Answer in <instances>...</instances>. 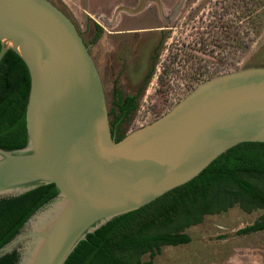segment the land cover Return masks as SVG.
Segmentation results:
<instances>
[{
  "label": "water",
  "instance_id": "obj_1",
  "mask_svg": "<svg viewBox=\"0 0 264 264\" xmlns=\"http://www.w3.org/2000/svg\"><path fill=\"white\" fill-rule=\"evenodd\" d=\"M9 49L30 86L26 143L0 148V197L56 188L0 247V258L17 251L16 264H63L108 221L187 183L233 146L264 142V66L211 76L116 140L100 73L65 12L50 0H0V61Z\"/></svg>",
  "mask_w": 264,
  "mask_h": 264
},
{
  "label": "rangeland",
  "instance_id": "obj_2",
  "mask_svg": "<svg viewBox=\"0 0 264 264\" xmlns=\"http://www.w3.org/2000/svg\"><path fill=\"white\" fill-rule=\"evenodd\" d=\"M50 1L73 20L88 46L102 79L108 113L118 112L116 91L130 95L140 85L135 107L119 121L121 135L161 116L211 76L264 66V0H182L180 4L148 0L134 16L118 12L119 17L135 19L125 29H146L137 33L139 48L130 45L122 52L116 41L130 36L114 38L105 19L120 6H137L139 0ZM175 5L179 7L171 12ZM95 22L102 27L97 42L92 40ZM148 56L149 61L143 62ZM262 220L264 207L245 210L236 203L187 227L189 242L162 245L153 255L143 254L140 264H243L244 259L264 264V229L233 236ZM217 237L224 239L214 240Z\"/></svg>",
  "mask_w": 264,
  "mask_h": 264
},
{
  "label": "trees",
  "instance_id": "obj_3",
  "mask_svg": "<svg viewBox=\"0 0 264 264\" xmlns=\"http://www.w3.org/2000/svg\"><path fill=\"white\" fill-rule=\"evenodd\" d=\"M30 86L23 60L9 49L0 61V148L16 149L26 143L25 110ZM115 101L120 120L134 107L132 99ZM124 135L119 134L116 140ZM56 195L54 184L35 187L15 196L0 197V247L12 239L26 220ZM250 210L264 207V142H242L213 160L198 176L151 203L108 221L78 243L63 264H140L141 256L162 245L187 243L184 230L207 214L234 204ZM264 229V220L240 229ZM17 251L0 258L16 264Z\"/></svg>",
  "mask_w": 264,
  "mask_h": 264
},
{
  "label": "flooded vegetation",
  "instance_id": "obj_4",
  "mask_svg": "<svg viewBox=\"0 0 264 264\" xmlns=\"http://www.w3.org/2000/svg\"><path fill=\"white\" fill-rule=\"evenodd\" d=\"M138 3H139V1H138ZM145 7H146V4L144 5L142 10H144ZM178 7L179 6L175 5V7H173L174 10H172L171 12H175ZM141 11H139L137 13H127V12L126 13L129 14V15L134 16V15L140 13ZM133 20H135V19L119 17L118 16V12L112 13L110 17L105 19L106 25L110 26L111 29H114V31L109 32L111 35H113L114 38L115 37L117 38L118 36H122L124 34H127V36H130L129 40H125L124 39V40H120L118 42L115 40L118 52L119 51L122 52V51H125L127 49L129 50V48H130L129 46L130 45H135L137 48H139L140 45H141L140 44L141 42H138V40L136 38L137 37V33L143 32L146 29L141 30V29H136V28H134V29H132V28L131 29L130 28L125 29L124 28L125 26L133 24ZM94 27H95V32H94V34L92 36V40H93V42H97L99 37H100V35H101V33H102V27H100V25L97 22H95ZM115 41H114V43H115ZM149 59L150 58L148 56L147 58H142V61L144 60L143 62L146 63L147 61H149ZM141 72H143V71H141ZM146 78H147V75L145 74V75L142 76L141 80L144 82V80H146ZM140 88L141 87L139 85L137 87L136 91L134 93L130 94V95H124L122 92L116 91V93L114 94V99H115V101H119L121 99L122 100L121 104H124L125 100H127V99H132L134 101V103H135L137 101V98H138L137 95H138V93L140 91ZM117 107H118L117 108L118 112L114 111V113H112L111 110H109V113H108L109 114V123H110L111 132H112V134H113V136L115 138H117L118 135H119L118 134V127H119V123H120L119 121H120V116H121V108L118 105H117ZM240 234H242V232H240V230H239L233 236H237V235H240ZM218 239L222 240L224 238L217 237V239H214V240H218ZM241 261H243V264H250V260L249 259H244V260H241ZM234 264H241V263H234Z\"/></svg>",
  "mask_w": 264,
  "mask_h": 264
}]
</instances>
